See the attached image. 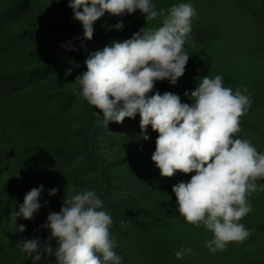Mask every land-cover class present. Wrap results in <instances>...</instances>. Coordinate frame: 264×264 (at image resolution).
Masks as SVG:
<instances>
[{
  "label": "rangeland",
  "instance_id": "1",
  "mask_svg": "<svg viewBox=\"0 0 264 264\" xmlns=\"http://www.w3.org/2000/svg\"><path fill=\"white\" fill-rule=\"evenodd\" d=\"M0 264H264V0H0Z\"/></svg>",
  "mask_w": 264,
  "mask_h": 264
},
{
  "label": "trees",
  "instance_id": "2",
  "mask_svg": "<svg viewBox=\"0 0 264 264\" xmlns=\"http://www.w3.org/2000/svg\"><path fill=\"white\" fill-rule=\"evenodd\" d=\"M133 31H136V30H133ZM133 33V32H132ZM131 33V34H132ZM131 34H124V42L125 41H128V43L130 44H136V45H139L141 42H144L145 39L142 37V34L139 33V32H134L132 35Z\"/></svg>",
  "mask_w": 264,
  "mask_h": 264
}]
</instances>
